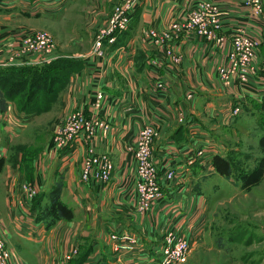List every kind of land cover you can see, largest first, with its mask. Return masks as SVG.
<instances>
[{
    "label": "crops",
    "instance_id": "crops-1",
    "mask_svg": "<svg viewBox=\"0 0 264 264\" xmlns=\"http://www.w3.org/2000/svg\"><path fill=\"white\" fill-rule=\"evenodd\" d=\"M202 1L205 0H139L130 27L112 44L109 56L98 58L90 49L68 52L56 47L49 57V62L61 56L82 60L80 70L71 75L61 95L56 122L73 110L91 115L93 95L99 89L106 92L101 115L106 117L110 128H100L94 143L115 163L110 185L81 180L87 151L84 137L74 147L55 150L53 146V151L50 137L41 159L29 158L34 175L27 174L22 150H14L12 143L30 128L29 123L36 117L18 114L13 102L5 113L0 112V159L4 162L0 165V236L11 250L9 264H59L64 253L74 246L79 254L85 252L88 259L98 264H120L107 236L115 230L136 234L144 245L142 250L123 255V264H158L160 237L168 218L180 224L185 216H190L193 222L188 230L195 232V205L188 209L189 194L200 190L206 163L213 156H222L225 149L212 136L216 132L211 122L224 125L221 119L230 113L235 100L249 105L251 100L264 95L263 68L244 85H225L217 69L226 62L232 35L241 26L263 41L258 62L263 61L264 13L258 16L249 13L245 0H209L218 5L217 15L222 24L219 30L227 40L224 48L195 31L180 29L170 40V45L182 56L181 62L174 64L164 56L163 48L146 36L150 28L163 32L172 24L181 23ZM87 2L104 14L112 10V0H0V67L17 65V60L12 59V40L24 28L36 30L27 25L28 20L61 22L70 9L87 7ZM96 26L90 27L93 33ZM70 31L78 40H84L78 28ZM154 60L159 68L151 65ZM160 79L166 81L168 90L154 95L152 85ZM188 92L194 93L192 99L186 98ZM179 112L185 113L182 123L177 121ZM237 119L229 125L238 123ZM147 123L165 132L164 138L156 139L155 158L167 159L170 166L184 174L181 183L165 186L169 193L161 204L154 206L151 213L141 214L132 148L138 132ZM180 128L186 146L173 138V135L178 138ZM200 151L206 160L197 155ZM192 157L195 162H188ZM27 180L38 183L45 191L59 185L61 200L72 209L73 218L60 219L48 229L31 211L33 202L22 192L21 185Z\"/></svg>",
    "mask_w": 264,
    "mask_h": 264
},
{
    "label": "rangeland",
    "instance_id": "rangeland-1",
    "mask_svg": "<svg viewBox=\"0 0 264 264\" xmlns=\"http://www.w3.org/2000/svg\"><path fill=\"white\" fill-rule=\"evenodd\" d=\"M118 1L119 0H112V10H110V12H106L105 14L102 13L97 7H93V5L90 6V3L87 2V7L76 6L75 9H70V12L64 16L61 22L32 19L28 20L29 23H25H27L29 27L35 28L37 31L41 30L49 32L55 41L56 47L64 49L68 52H86L88 49H90L89 51L92 53L94 49V38L96 36L95 34L97 28L99 26L101 27V24L104 20L106 21L107 19L112 18V14L114 12L113 8ZM263 13L264 12H262L260 15ZM94 26H96V30H94L93 33V29H90V27L94 28ZM87 27L90 29L92 34H89L88 30L86 29ZM72 28H78L81 30L84 40H78V38L71 33L70 30ZM25 29L27 28H24V30ZM151 29L156 28L148 29L146 36L154 45L160 46L155 44L148 35V32ZM127 30L117 32V38ZM240 31L256 37L246 26H241L237 29V33ZM226 42L227 40L225 41V44ZM170 44L171 41L169 42V45ZM225 44L222 46L223 48L225 47ZM262 45L263 44H261V46ZM111 47L110 50L112 49ZM160 47L164 49L163 46ZM218 47L221 46L218 45ZM110 54L111 52L108 51V56ZM164 56H166L165 53ZM61 57L68 58V60L63 62V70L60 71V67L58 65L52 66L51 70L54 72V77H52L53 81H50L48 74L46 76L40 77L37 82L34 83V89L31 95L32 99H34L33 103L35 106H38L41 109L43 108V102L48 98L46 97V94L49 93V97L57 96L56 102L51 105L52 107L50 109H42L43 111H40L39 114H23L18 111L17 106L15 107L16 111L20 115H32L36 117L29 123L30 128L24 130L18 139L12 143L14 150L15 148L20 150L24 149L29 153L28 155H25L24 159L26 162H24V169L29 175H34V169L30 165V154L36 152L34 154L35 159L40 160V156L43 155L42 150L47 149L46 145L49 138H53L56 132L61 133L62 131V129L60 130L61 126L58 124L60 122H56L60 106L58 104L60 103L62 93L68 87L70 79L68 77L69 81L67 80L63 91H59L58 82L61 80L60 78L65 74V72L76 63L74 59L77 58L74 56ZM26 65H39V63L17 64L16 66ZM151 65L153 67L159 68L158 63L155 60L151 62ZM262 68L264 69L262 62H260L258 72L262 70ZM13 78L20 83L22 82V80L18 77ZM10 79H12V77L2 78V76H0V83H2L4 87L9 88L12 86V84L14 85L12 81L10 82ZM220 79L225 85L232 84L225 82L221 77ZM158 82L163 83L164 85L161 92L154 91L158 88L156 87ZM167 90L168 88L166 81L163 79L155 81L152 85V93L154 95L166 92ZM15 92H20L23 96H25L27 93L25 85L21 84L19 88L15 90ZM193 97L194 93L192 92H188L186 95L187 99H192ZM13 103L16 105L15 102ZM249 103L250 104L248 105L246 102L235 100V105L232 107V103L230 109L231 111L229 110L230 113H227L225 116L223 115V118L221 119V121L224 122V125L218 126L216 121L211 122V125L215 126L214 130L216 132L213 133L214 135L212 136L216 140L219 139V143H222V148H225L221 154L222 157L230 161L232 166V175L231 177H226L217 171L216 167L214 166V156L208 164L206 163L205 169H203L205 172L202 174L203 176H201L204 184L202 185L201 181L199 183L201 187L200 190H195V194H189L188 197V209H191L193 205H195V232L192 233L188 230L190 223L193 222V219L190 216H185L183 222L180 224H178L174 218H168L166 220L164 232L160 237V241L162 242L161 258L163 256L162 250L165 249L166 245L168 244V240L173 238L174 241L179 239L187 240L189 246L188 250L184 254L183 259L177 264H264V145L262 144V141L264 140H262L264 137V96H260L256 100L253 99ZM75 111L77 110L69 112L66 116H64V118L72 116ZM138 111L141 112V109H138ZM235 118H238L237 121H240L238 123L235 122L233 126L229 125L232 123V120H235ZM104 119L106 121V125L102 126L101 129L110 128V124L106 120V117H104ZM185 119V113L179 112L177 121L182 123L185 121ZM147 126L155 127L158 130V134L154 140L151 158L148 160V162H151L157 170L160 196L159 198L150 202L148 209H138L141 214L151 213L154 206L161 204L165 200V196L169 193L165 186L167 184L174 185L176 182L181 183L183 178L182 175L184 174V172L182 173L181 171H176L172 166H170L167 159L160 160V158H155L154 149L156 139L158 137L164 138L165 132L163 134L161 133V130H159L155 125L147 123L140 129L138 134L143 128ZM167 133L168 131L166 132V135ZM180 134L181 128L178 133V138L174 135L173 138L177 139L178 144L184 142L183 144L186 146V139H184L183 135L180 136ZM137 136L132 148L134 152V159L136 160V176L139 169V163L135 156L138 140ZM54 145V143L50 145L52 151V147ZM54 149L59 150V148ZM200 153L198 152L197 155L206 160V157L203 156L204 152L200 151ZM192 160L195 162L196 158H189L188 162H191ZM259 168L263 169L260 180L258 182H252L249 185H245L243 182L245 175L257 169L259 170ZM169 172H173V177L170 179L167 177ZM184 182L186 183V180H184ZM24 183L32 184L35 187L34 189L37 191V194L34 198H27L32 202L34 199L36 201L38 196H43V193L46 194L50 192L49 190L45 191L43 189L44 187L41 188L38 183L34 181L27 180L24 181ZM110 183L111 182H109V185ZM21 189L25 196L23 185H21ZM138 192L139 190H137V194ZM47 204H49V202L46 201L44 195L43 202L40 205L45 206ZM59 220H57L54 225ZM44 222L47 224V219ZM114 233H118L121 235V237L123 236L122 239L124 237H127L128 239V235L134 234H130L126 231L121 232L120 230L108 232L107 236L112 252L114 253V257L117 262L123 264L125 258L120 254V250L116 249L115 243L112 239V235ZM137 246H140V248ZM137 246L129 253L138 251L139 249L142 250L144 248V245L142 242H140L139 237L137 240ZM68 255L71 256V258L68 259V264H74V262L76 263V260L82 257L83 254H79L78 247L74 246L72 249L64 253L59 264H63ZM87 256L82 264H98L97 262H93L91 259H88Z\"/></svg>",
    "mask_w": 264,
    "mask_h": 264
},
{
    "label": "built area",
    "instance_id": "built-area-1",
    "mask_svg": "<svg viewBox=\"0 0 264 264\" xmlns=\"http://www.w3.org/2000/svg\"><path fill=\"white\" fill-rule=\"evenodd\" d=\"M138 3L139 0H119L115 4L112 18L104 20L101 27L97 28L92 55L101 58L108 56L110 47L116 42V33L127 30L130 27ZM245 7L248 8L249 13L256 16L264 12L262 0H245ZM217 13L218 5L212 1L205 0L199 4L197 3L187 14L184 21L172 24L168 31L162 32L157 29H151L148 35L155 44L164 47L163 51L171 62L178 64L181 62L182 56L174 47L169 45L177 30L195 31L200 36L217 42L219 46H224L226 36L219 30L222 24ZM262 43V40L248 33L241 31L237 33L235 31L232 35L231 47L226 55V63L218 65L220 77L227 83L247 84L250 78L258 72V56ZM12 44V59L14 60L15 58L17 64L32 62L42 64L49 62V57L52 56L56 49V44L51 34L41 30L23 29L12 40ZM16 60L14 61L16 62ZM156 87L158 88L154 91L161 92L164 85L158 82ZM106 96L104 90H97L91 100L93 113L89 115L78 109L72 116L63 117L58 123L61 126L60 130L62 129L61 133L56 132L53 136L54 148L59 149L74 147L78 144L77 140L84 137V142L87 143V154L83 160L80 174L81 180L85 183L99 182L105 186L111 182L116 166L108 153L100 152L97 149L94 137L98 130L106 125V121L101 115ZM157 134L158 130L155 127L147 126L137 136L135 156L139 163L137 204H139L138 209L140 210L148 209L150 202L160 196L157 170L151 162H148L151 158ZM167 177L169 179L172 178L173 172H169ZM22 185L26 198L32 199L36 196L37 191L32 184L23 182ZM122 237L118 233L112 235L116 249L120 250L121 255H124L135 249L138 237L136 235H128V239L127 237L122 239ZM137 247L140 248V246ZM188 248L187 240L179 239L174 241L173 238H170L165 249L162 250L163 256L159 264H177L181 262ZM10 256L11 250L0 236V264H9ZM70 258L71 256L68 255L63 264H68V259Z\"/></svg>",
    "mask_w": 264,
    "mask_h": 264
},
{
    "label": "trees",
    "instance_id": "trees-1",
    "mask_svg": "<svg viewBox=\"0 0 264 264\" xmlns=\"http://www.w3.org/2000/svg\"><path fill=\"white\" fill-rule=\"evenodd\" d=\"M262 50L264 57V47L262 48ZM65 60H68V58L59 57L55 60L39 65L0 67V76H2V78L12 77V79H10V82L12 81V83H14V85L12 84V86L9 88L4 87L2 83H0V112L5 113L8 110L9 103L12 101L16 103L18 111L23 114H39L40 111H43L42 109H50L52 107L51 105L56 102L57 96L49 97L50 94L48 93L46 94V97L48 98L43 102V108L41 109L38 106H35V104L33 103L34 99H32L31 97L32 91L34 89V83H36L40 77L46 76L47 74L49 75L50 81H53L52 77H54V72L51 70V67L58 65L60 67V71H62L64 68L63 62ZM74 60L76 62V65L73 64V66H71L70 69L65 72V74L60 78L61 80L58 82L59 91H63V89L65 88L68 77L70 79L71 74L80 70L81 68L82 60ZM262 65L264 67V58L262 61ZM13 77L20 78L22 82H18ZM21 84L25 85V88L27 90L25 96H23L20 92H15V90H17ZM262 144L264 145V140L262 141ZM21 150L23 152V158L25 159V155H28L29 153L24 149ZM35 153H32L30 155L32 157H35ZM3 164V159H0V165L2 166ZM214 166L220 174L226 177H231L232 166L228 159H225L224 157L219 155L215 156ZM261 168L245 175L243 179L244 184L249 185L252 182H258L262 176L263 169ZM60 192L61 188L59 185H57L49 193H43V196L45 195L46 201L49 202V204L45 206L40 205L43 202V196L40 195L37 197L36 201L35 199L33 200L32 212L36 213L38 220L46 221L47 219L46 227L48 229L54 226V223L59 219L73 218V211L61 200ZM87 255L88 254L84 252L82 257L77 259L76 263L74 262V264H82Z\"/></svg>",
    "mask_w": 264,
    "mask_h": 264
}]
</instances>
